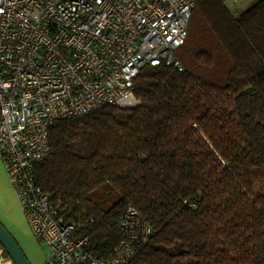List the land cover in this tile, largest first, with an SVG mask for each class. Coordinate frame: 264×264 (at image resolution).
Wrapping results in <instances>:
<instances>
[{"label": "trees", "instance_id": "trees-1", "mask_svg": "<svg viewBox=\"0 0 264 264\" xmlns=\"http://www.w3.org/2000/svg\"><path fill=\"white\" fill-rule=\"evenodd\" d=\"M177 56L143 70L137 106L57 121L36 174L100 260L136 208L153 234L133 264H264V0H197Z\"/></svg>", "mask_w": 264, "mask_h": 264}, {"label": "built area", "instance_id": "built-area-1", "mask_svg": "<svg viewBox=\"0 0 264 264\" xmlns=\"http://www.w3.org/2000/svg\"><path fill=\"white\" fill-rule=\"evenodd\" d=\"M197 0H0V158L44 264H133L153 234L131 208L126 238L112 258L89 250L83 223L52 201L36 174L53 156L57 121L108 106L139 104L136 81L146 67L183 71L178 50L189 37ZM0 264H16L0 249Z\"/></svg>", "mask_w": 264, "mask_h": 264}, {"label": "crops", "instance_id": "crops-1", "mask_svg": "<svg viewBox=\"0 0 264 264\" xmlns=\"http://www.w3.org/2000/svg\"><path fill=\"white\" fill-rule=\"evenodd\" d=\"M16 193L12 183L10 181V178L8 176V173L4 167L3 161L0 158V199H3L5 197V193ZM15 197V194H14ZM4 201V199H3ZM19 203V201H18ZM1 205H4V203H2ZM19 211V219L17 221V225L14 222V218L17 214V212ZM0 221L12 232V234L16 237V239L18 241L21 242V244H23V248L26 252V254L28 255L29 259L32 261L33 264H40L39 263V252H38V246L35 244V242L31 241V234L29 232V230L26 233H23V224L26 225V229L27 226L29 225L26 217H25V212L24 209L21 205V203L17 204L16 207V211H12L10 209V207L6 208V207H1L0 206ZM30 226V225H29ZM28 226V227H29ZM31 231V229H30ZM25 237V238H24ZM30 240L32 242L33 245H31L30 247H27L26 241ZM25 242V244H24ZM44 263V262H43ZM42 263V264H43Z\"/></svg>", "mask_w": 264, "mask_h": 264}, {"label": "rangeland", "instance_id": "rangeland-1", "mask_svg": "<svg viewBox=\"0 0 264 264\" xmlns=\"http://www.w3.org/2000/svg\"><path fill=\"white\" fill-rule=\"evenodd\" d=\"M260 0H224V2L226 3V5L228 6V8L231 9V11L235 14V15H240L241 13L245 12L246 10H248L249 8H251L252 6H254L255 4H257ZM140 103V101H139ZM12 183V182H11ZM13 186V184H12ZM14 188V187H13ZM15 190V189H14ZM16 192V191H15ZM14 194H15V197H14ZM4 199V201H3ZM3 199H0V206L1 207H10V209L12 211H16V207H17V204L21 203L20 200H19V197L17 195V193H13V196H12V193H5V197ZM19 201V203H18ZM2 203H4V205H1ZM26 217V216H25ZM19 219V211L17 212L15 218H14V222L16 223L17 225V221ZM27 219V218H26ZM18 226V225H17ZM29 226V225H28ZM27 226V229H26V225L23 224V233H26L28 230L31 234V241L32 242H35V244L38 246V252H39V263L42 264L43 262L45 263V260H46V254H47V248L48 246L45 244H41L39 242V240L34 236L33 232H32V229L31 227ZM31 229V231H30ZM11 232V231H10ZM12 233V232H11ZM25 238V237H24ZM29 239L26 241V244L24 242V244L27 246V247H30L31 248V245L32 242H31ZM19 243L21 244V242L19 241ZM22 248H23V244H21ZM2 244L0 243V249L2 248ZM24 249V248H23ZM43 263V264H44Z\"/></svg>", "mask_w": 264, "mask_h": 264}, {"label": "water", "instance_id": "water-1", "mask_svg": "<svg viewBox=\"0 0 264 264\" xmlns=\"http://www.w3.org/2000/svg\"><path fill=\"white\" fill-rule=\"evenodd\" d=\"M0 243L16 264H33L16 237L0 221Z\"/></svg>", "mask_w": 264, "mask_h": 264}]
</instances>
